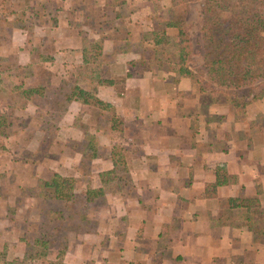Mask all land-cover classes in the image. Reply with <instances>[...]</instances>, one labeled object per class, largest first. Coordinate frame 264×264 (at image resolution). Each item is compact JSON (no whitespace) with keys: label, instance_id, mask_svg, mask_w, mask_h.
Here are the masks:
<instances>
[{"label":"crops","instance_id":"1","mask_svg":"<svg viewBox=\"0 0 264 264\" xmlns=\"http://www.w3.org/2000/svg\"><path fill=\"white\" fill-rule=\"evenodd\" d=\"M152 4L4 0L5 7H0L5 17L17 22L3 29L9 35L6 59L13 55L17 64L35 65L19 82L22 87L45 86L41 74L61 79L55 66L71 65L74 56L83 65L82 48L105 34L96 64L90 67L96 71L84 68L82 86L113 105L122 128L111 129L108 120L116 139L114 132L99 131L98 143L108 147L104 156L92 157L104 160L105 166L92 169L98 179L91 185H103L98 172L113 167L109 153L115 142L127 150L128 184L117 193L116 214L101 217L96 230H85L91 239L98 233L96 242L69 245L62 261L264 264V91L249 98L235 87L203 89L183 70L171 69L153 41ZM167 30L173 32L172 27ZM47 44L50 51H45ZM36 49L39 59L32 56ZM94 74L106 81L99 82ZM2 81L0 73V86ZM16 85L9 86L8 95ZM237 100H244V106L237 109ZM83 104L71 100L69 112ZM5 108L0 103V110ZM78 114L73 110L71 121ZM73 126L79 136L78 125ZM239 196L258 201L233 205L230 198Z\"/></svg>","mask_w":264,"mask_h":264},{"label":"rangeland","instance_id":"2","mask_svg":"<svg viewBox=\"0 0 264 264\" xmlns=\"http://www.w3.org/2000/svg\"><path fill=\"white\" fill-rule=\"evenodd\" d=\"M165 1L168 0H151L152 7L155 8L151 13L152 25L162 23L164 17L171 13L168 9L171 0L167 4ZM201 2L202 0H177L173 5L175 10L187 8L185 24L192 43V52L187 62L192 68L202 63ZM3 6L5 7L4 0H0V7L4 8ZM17 7L20 8V5ZM111 8L112 6L109 11ZM8 17L0 12V73L3 75L0 103L6 107L0 110V114H8L10 110V119L13 118V124L8 126L9 133L0 135V264H69L62 261L65 258L64 248L79 240H86L88 244L93 243L94 239L96 242L98 233L91 239L90 236L87 237L85 230H96L101 217L116 214L117 193L122 186L128 184V175L124 169H119V179L105 184L104 194L96 197L93 204L86 205L82 194L84 185H95L98 176L91 173L92 169L105 166L104 160L88 156L93 150L87 147L86 141L94 137L96 156L105 155L108 145L99 144L98 139L101 131L114 132L108 126L111 112L87 104H83L81 108L73 106L69 112L65 92L75 81L78 80L83 86L86 81L80 73L83 66L76 56L71 65L55 66L63 75L61 79L52 81L41 74L45 85L43 95H35L26 101L18 98L16 88H13V94L8 95L9 86L13 83L20 86L22 77L35 67L34 64L27 67L17 64L13 55L9 60L6 59L9 35L3 29L9 22L17 23L14 17H9L10 20ZM93 20H97L96 16ZM49 45L47 44L45 51H50ZM35 52L32 56L39 59L40 50L36 49ZM200 84L204 82L201 81ZM212 85L218 87L215 83ZM235 89L243 97H256L257 93L264 91V78ZM77 109L78 118L71 121V113ZM65 110L68 112L63 113ZM73 123L79 127V136L75 134L77 129L73 128ZM113 135V139H116L117 133ZM9 170L17 173L18 177L10 179L5 174L10 173ZM52 170L77 178L73 200L54 199L48 188L44 191L36 185L35 178L38 175L48 174ZM32 177V182L29 183ZM20 185L22 187L18 188ZM44 192L46 198L42 196Z\"/></svg>","mask_w":264,"mask_h":264},{"label":"trees","instance_id":"3","mask_svg":"<svg viewBox=\"0 0 264 264\" xmlns=\"http://www.w3.org/2000/svg\"><path fill=\"white\" fill-rule=\"evenodd\" d=\"M176 1L171 0L168 8L171 13L164 17L162 23H155L153 29V41L162 48L163 54L169 59L171 69L183 70L193 80L199 83L204 82L200 84L203 89L206 85L213 88V83L217 86L237 88L264 78V0H202L200 7L202 63L194 68L187 62L192 52V43L185 24L187 8L175 10L173 5ZM168 27H172L173 32H169ZM104 36L105 34H102L97 39H91L88 45L82 48L84 64L81 65L83 70H80V73L83 76L86 73L84 68L87 71H96L90 67L96 64L95 61L101 53ZM93 77H96L99 82L106 81L96 74ZM203 78L207 80H202ZM14 89L17 90L18 98L23 100H31L35 95H43L45 92V87L42 85L30 87L16 85ZM64 96L68 102L76 99L84 104L109 110L111 112L110 127L112 129L122 128V118L116 114L113 105L98 97L94 90H88L75 81L69 86ZM244 102V100H237L236 108L244 106ZM11 116L10 110L8 114H0V135L9 133L8 126L13 124ZM87 147L93 150L91 154H88L89 157L97 154L94 137L89 138ZM126 151V147L116 143L112 144L109 154L113 167L98 172L103 185L119 179V169H125L124 154ZM15 160L18 159L15 158ZM9 172L5 174H8L10 179L18 177L17 173H11L10 170ZM21 177L23 179L22 175ZM32 179L33 177L29 183ZM76 182L77 178L74 175H65L55 170L35 178L38 187L44 191L48 188L54 199L62 201L74 199ZM103 185L92 186L87 183L84 185L82 194L86 205L93 204L96 197L104 194ZM19 187L21 188L22 185ZM42 196L46 198L45 192ZM230 201L233 205L249 206L255 205L258 200L239 196L231 197ZM39 241L40 238L37 239V242Z\"/></svg>","mask_w":264,"mask_h":264}]
</instances>
